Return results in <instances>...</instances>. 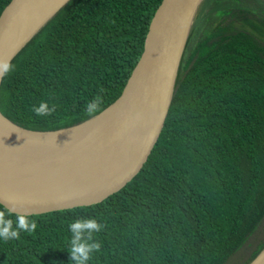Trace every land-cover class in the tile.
<instances>
[{
  "label": "trees",
  "instance_id": "trees-1",
  "mask_svg": "<svg viewBox=\"0 0 264 264\" xmlns=\"http://www.w3.org/2000/svg\"><path fill=\"white\" fill-rule=\"evenodd\" d=\"M12 0H0V16ZM163 0H68L11 61L0 111L32 130L81 125L123 93ZM102 97L99 110L86 105ZM56 105L51 116L32 108ZM5 207L0 204V210ZM15 222L16 215L9 217ZM95 218L88 264H253L264 252V0H195L165 126L141 172L101 203L31 215L0 264H71L69 224Z\"/></svg>",
  "mask_w": 264,
  "mask_h": 264
},
{
  "label": "water",
  "instance_id": "water-1",
  "mask_svg": "<svg viewBox=\"0 0 264 264\" xmlns=\"http://www.w3.org/2000/svg\"><path fill=\"white\" fill-rule=\"evenodd\" d=\"M67 1L12 0L0 16V60L12 56L11 63L39 29L21 45L29 32ZM194 1H162L122 95L95 118L43 131L22 127L0 111V141L53 151L32 174L0 175L1 205L11 208V200L29 216L88 207L118 193L141 172L165 126Z\"/></svg>",
  "mask_w": 264,
  "mask_h": 264
},
{
  "label": "clouds",
  "instance_id": "clouds-1",
  "mask_svg": "<svg viewBox=\"0 0 264 264\" xmlns=\"http://www.w3.org/2000/svg\"><path fill=\"white\" fill-rule=\"evenodd\" d=\"M13 70V65L8 60H0V78ZM102 97L97 96L92 102L86 105L85 111L88 115H93L99 110ZM37 117L51 116L56 111V105H49L42 101L39 106L32 108ZM11 208L7 207L0 210V239L5 242L19 239L20 232L23 231L29 235L34 234L38 228L35 220L29 219V214L20 209L22 205L9 201ZM15 213V222L9 217ZM104 230V225L95 218L78 219L69 224L71 239L69 241L68 252L70 254L71 264H88L95 253L102 249V244L94 239V235Z\"/></svg>",
  "mask_w": 264,
  "mask_h": 264
},
{
  "label": "bare ground",
  "instance_id": "bare-ground-1",
  "mask_svg": "<svg viewBox=\"0 0 264 264\" xmlns=\"http://www.w3.org/2000/svg\"><path fill=\"white\" fill-rule=\"evenodd\" d=\"M52 155V150L39 151L20 140H2L0 141V175L14 177L32 174L50 160ZM255 264H264V254Z\"/></svg>",
  "mask_w": 264,
  "mask_h": 264
},
{
  "label": "rangeland",
  "instance_id": "rangeland-1",
  "mask_svg": "<svg viewBox=\"0 0 264 264\" xmlns=\"http://www.w3.org/2000/svg\"><path fill=\"white\" fill-rule=\"evenodd\" d=\"M54 12V11H53ZM53 12L52 13H50V14H47L42 20H40L39 21V23L29 32V34L23 39V41H22V43H21V45L23 44V43H25L38 29H40L41 27H43L44 26V24L48 21V19L50 18V16H52V14H53ZM20 45V46H21ZM10 57H12V56H9L8 57V61H9V58ZM2 81V80H1ZM0 85H1V82H0Z\"/></svg>",
  "mask_w": 264,
  "mask_h": 264
}]
</instances>
